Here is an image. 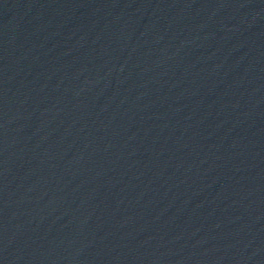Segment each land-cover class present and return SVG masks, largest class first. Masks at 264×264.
I'll use <instances>...</instances> for the list:
<instances>
[{
  "label": "water",
  "instance_id": "water-1",
  "mask_svg": "<svg viewBox=\"0 0 264 264\" xmlns=\"http://www.w3.org/2000/svg\"><path fill=\"white\" fill-rule=\"evenodd\" d=\"M0 264H264V0H0Z\"/></svg>",
  "mask_w": 264,
  "mask_h": 264
}]
</instances>
